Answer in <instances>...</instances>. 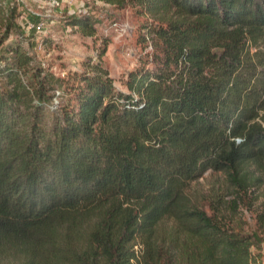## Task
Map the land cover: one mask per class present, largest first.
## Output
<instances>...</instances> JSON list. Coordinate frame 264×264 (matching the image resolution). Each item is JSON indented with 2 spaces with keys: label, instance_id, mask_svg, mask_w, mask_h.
I'll use <instances>...</instances> for the list:
<instances>
[{
  "label": "trees",
  "instance_id": "1",
  "mask_svg": "<svg viewBox=\"0 0 264 264\" xmlns=\"http://www.w3.org/2000/svg\"><path fill=\"white\" fill-rule=\"evenodd\" d=\"M133 2L152 21L151 65L128 69L125 89L106 40L73 77L29 65L16 38L0 50L5 264H259L257 236L184 188L221 170L235 209L264 182V0ZM68 23L94 31L85 14Z\"/></svg>",
  "mask_w": 264,
  "mask_h": 264
},
{
  "label": "rangeland",
  "instance_id": "2",
  "mask_svg": "<svg viewBox=\"0 0 264 264\" xmlns=\"http://www.w3.org/2000/svg\"><path fill=\"white\" fill-rule=\"evenodd\" d=\"M1 3L4 11L0 13V38L6 36L1 39L0 50L16 38L31 56L29 65L39 64L56 75L73 77L74 72L89 68L86 63L96 58L102 40L107 42L101 61L116 88L125 89L122 80L131 67L146 60L151 65V48L140 33L143 24L152 21L148 14L137 10L133 0H1ZM72 14L89 16L94 31L87 33L68 23ZM37 20L43 22V27L35 32L28 22ZM57 100L62 99L55 97L52 104ZM184 190L193 204H201L210 213V203L226 224L256 235L257 240L250 238L251 254L259 264L264 262V182L239 198L235 209L229 206L236 196L234 189L228 186L221 170H205L189 180ZM169 224V219L161 221L163 227ZM0 264H5V260Z\"/></svg>",
  "mask_w": 264,
  "mask_h": 264
},
{
  "label": "built area",
  "instance_id": "3",
  "mask_svg": "<svg viewBox=\"0 0 264 264\" xmlns=\"http://www.w3.org/2000/svg\"><path fill=\"white\" fill-rule=\"evenodd\" d=\"M29 23V27H31V29L35 32H38L42 29L43 27V22L41 20H37V21H34V23Z\"/></svg>",
  "mask_w": 264,
  "mask_h": 264
}]
</instances>
